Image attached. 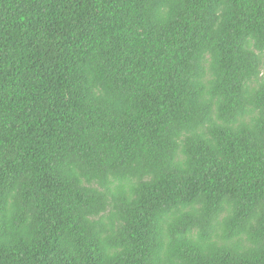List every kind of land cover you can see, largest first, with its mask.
I'll return each mask as SVG.
<instances>
[{
	"label": "trees",
	"instance_id": "16d2710c",
	"mask_svg": "<svg viewBox=\"0 0 264 264\" xmlns=\"http://www.w3.org/2000/svg\"><path fill=\"white\" fill-rule=\"evenodd\" d=\"M0 264H264V0H0Z\"/></svg>",
	"mask_w": 264,
	"mask_h": 264
}]
</instances>
